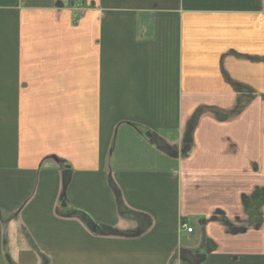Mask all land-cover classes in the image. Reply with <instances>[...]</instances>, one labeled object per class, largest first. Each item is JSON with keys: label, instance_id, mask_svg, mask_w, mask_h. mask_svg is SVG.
I'll return each mask as SVG.
<instances>
[{"label": "crops", "instance_id": "1", "mask_svg": "<svg viewBox=\"0 0 264 264\" xmlns=\"http://www.w3.org/2000/svg\"><path fill=\"white\" fill-rule=\"evenodd\" d=\"M262 190L264 0H0V264H264Z\"/></svg>", "mask_w": 264, "mask_h": 264}, {"label": "rangeland", "instance_id": "2", "mask_svg": "<svg viewBox=\"0 0 264 264\" xmlns=\"http://www.w3.org/2000/svg\"><path fill=\"white\" fill-rule=\"evenodd\" d=\"M182 150H183V147L180 150L181 151L180 156H186V154H184ZM239 199L240 198H238V201H240ZM61 209L62 208H60V210ZM246 215L247 214H245V216L244 215L243 216L236 215L234 218H230L228 220L226 212H223L221 210H216L214 213H212V216L209 219L204 220V223L211 222L212 224H218L222 228V230L224 232H226V229L223 226L226 227L227 225L223 224V222L221 221L223 219V220H227L230 225L232 224V227H233L232 232H240L242 229L247 230V231L248 230L252 231L253 226L250 223V220ZM261 217H262V214H261ZM192 225L196 229V236H197L200 233L198 221L195 220V222H193ZM189 228H190V226L186 225V227L180 231L181 238L183 241H185L186 237L188 236L187 232H188ZM217 231H219V230L216 229V232ZM223 231H222V234L224 235V237H227L223 233ZM219 233H221V232L219 231ZM261 239H263V236H261L257 232H252V233L247 234V235L237 236L236 238H234V240L229 241L228 244L230 245V247H232L234 249H238L240 247L247 246V245H258V242H260ZM183 244H184V242H183Z\"/></svg>", "mask_w": 264, "mask_h": 264}, {"label": "water", "instance_id": "3", "mask_svg": "<svg viewBox=\"0 0 264 264\" xmlns=\"http://www.w3.org/2000/svg\"><path fill=\"white\" fill-rule=\"evenodd\" d=\"M226 118V117H225ZM193 124L189 126V129L187 131V134L184 139V148L183 153L187 154L191 150V144H192V132H193ZM147 138L150 140V142L157 147L158 150H160L165 155H168L170 157H178L180 155V152L176 150L175 148L170 147L167 145L163 140L158 138L156 135L147 133ZM63 207H66V203H63ZM72 215H78L83 220V222L86 224V226L93 232L98 233L103 231L104 229L98 226L93 220L85 216V214L80 212H73ZM209 243H212L211 240ZM200 249L196 250H189V249H181L179 252L180 259L187 263V264H200L201 261H203L207 253L211 252V248L206 249V252L204 254H199L201 251ZM199 252V253H198ZM199 254V255H198Z\"/></svg>", "mask_w": 264, "mask_h": 264}, {"label": "trees", "instance_id": "4", "mask_svg": "<svg viewBox=\"0 0 264 264\" xmlns=\"http://www.w3.org/2000/svg\"><path fill=\"white\" fill-rule=\"evenodd\" d=\"M245 106H244V103H242L241 101L239 102V104L237 105V110H241L243 109ZM258 194V193H257ZM256 195V194H255ZM255 199H256V196H254ZM257 198H259V201H258V205H257V209H256V213H257V216L259 217V220H260V217H261V213H260V207L263 205L264 203V190L262 191H259V194L257 195ZM249 213H251V209L249 211H247ZM223 222V224L227 225V227L230 228V225H229V222L227 220H221Z\"/></svg>", "mask_w": 264, "mask_h": 264}, {"label": "built area", "instance_id": "5", "mask_svg": "<svg viewBox=\"0 0 264 264\" xmlns=\"http://www.w3.org/2000/svg\"><path fill=\"white\" fill-rule=\"evenodd\" d=\"M186 227V225H184V228ZM193 232V229L192 228H189L188 229V233H192Z\"/></svg>", "mask_w": 264, "mask_h": 264}, {"label": "flooded vegetation", "instance_id": "6", "mask_svg": "<svg viewBox=\"0 0 264 264\" xmlns=\"http://www.w3.org/2000/svg\"><path fill=\"white\" fill-rule=\"evenodd\" d=\"M199 251H200V250H199ZM198 253H199V252H198ZM199 254H200V253H199ZM199 254H198V255H199Z\"/></svg>", "mask_w": 264, "mask_h": 264}]
</instances>
